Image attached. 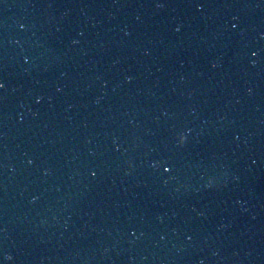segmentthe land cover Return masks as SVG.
Returning a JSON list of instances; mask_svg holds the SVG:
<instances>
[{"label":"snow or ice","instance_id":"obj_1","mask_svg":"<svg viewBox=\"0 0 264 264\" xmlns=\"http://www.w3.org/2000/svg\"><path fill=\"white\" fill-rule=\"evenodd\" d=\"M193 3L195 4V6L200 7V8H203L205 6V4L202 2V0H193ZM233 27H235V25H233ZM253 54L255 55V53H253ZM3 86H4L3 81H0V87H3ZM177 142L183 143L184 141H179V139H178ZM165 166H167V167H165L166 170H171L170 165L165 164Z\"/></svg>","mask_w":264,"mask_h":264},{"label":"clouds","instance_id":"obj_2","mask_svg":"<svg viewBox=\"0 0 264 264\" xmlns=\"http://www.w3.org/2000/svg\"><path fill=\"white\" fill-rule=\"evenodd\" d=\"M186 136L183 133L179 134V141H185ZM8 258L11 259V254H7Z\"/></svg>","mask_w":264,"mask_h":264}]
</instances>
